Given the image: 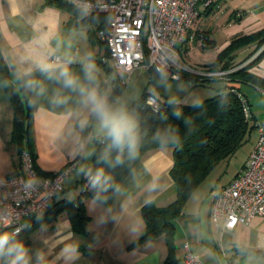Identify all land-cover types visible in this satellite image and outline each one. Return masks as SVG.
I'll list each match as a JSON object with an SVG mask.
<instances>
[{"label": "crops", "instance_id": "crops-1", "mask_svg": "<svg viewBox=\"0 0 264 264\" xmlns=\"http://www.w3.org/2000/svg\"><path fill=\"white\" fill-rule=\"evenodd\" d=\"M214 7L218 11L216 25L225 28L226 41L218 48L210 34L213 43L208 47L197 41L185 42L183 59L187 66H210L235 39L264 30V0H229ZM72 19L69 8L48 0H0V51L10 67L14 84L18 77L42 65L60 66L51 64L55 54L61 55L65 64L84 65L91 64L92 57L105 54L107 48L103 42L98 38L91 40V33L97 34L99 26L91 21L73 26ZM200 26L199 19L195 30H202ZM81 39L87 44L83 55ZM255 47L253 42L234 51V63H243ZM255 59L249 71L264 79V53ZM213 85L221 88L223 84ZM232 85L248 100L254 122L264 123V92L240 81ZM91 113L57 114L44 108L36 111L32 145L41 171L56 174L76 158L82 151L81 129ZM12 126L13 106L0 80V179L11 175L18 164L17 150L10 143ZM106 132H97L95 127L94 136L87 142ZM257 142L255 129L243 147L246 148L241 169L228 181L215 184L206 199L193 202L194 195L190 197L183 213L173 222L170 238L162 235L140 244L135 242L146 230L143 208L147 204L166 207L177 198V188L170 175L174 164L172 150L148 152L134 166L110 204L84 195L82 182L88 163L76 174L83 162L79 160L64 184V192L56 200L77 204L82 201L90 217L86 228L75 232L66 211L50 222L38 217L27 233L30 243L23 248L25 255L19 264H183L185 243L200 257L202 264H222L221 256L232 258L240 246L264 252L263 217L225 229L222 222L216 225L210 215L211 193L242 172ZM2 233L6 231L0 230ZM17 255V252L5 255L2 264H17ZM235 261L236 264H264V253L239 256Z\"/></svg>", "mask_w": 264, "mask_h": 264}, {"label": "trees", "instance_id": "trees-1", "mask_svg": "<svg viewBox=\"0 0 264 264\" xmlns=\"http://www.w3.org/2000/svg\"><path fill=\"white\" fill-rule=\"evenodd\" d=\"M48 1L70 9L73 14L70 25L76 26L79 24L81 26L82 23L91 21L99 26L98 29L107 26L108 15L106 14L85 16L83 12L66 2ZM214 8H209L205 14ZM204 33L205 42L203 47H208L213 41L210 40V32L204 31ZM91 34V40H97L96 31ZM253 42L256 44L254 51L243 63L235 64L233 52ZM103 44L106 46L107 51L99 58L92 57L91 64L54 66L48 72L38 68L18 77L15 84L13 83L10 67L3 59L0 51V80L13 106V126L10 143L17 150L18 161L24 152L30 153L34 161V167L40 176L53 177L55 173L43 172L36 164V155L32 145L33 120L36 111L44 108L53 113L67 114L79 111L85 103V97L81 93L80 87H65L63 77L60 76L61 70L67 69L72 76L77 78L78 84L87 90L97 87L99 93H103L106 89L113 88L114 92L111 98H115L126 88L121 83L114 68L103 62V58L109 55L108 46L104 42ZM263 46L264 30L235 39L221 53L215 63L210 66L195 68L207 71H230L223 79H210L198 74L182 72L180 80L189 79L201 83L208 81L213 84L215 82L222 83L221 88L211 87L216 89V95L212 98L192 105L171 101L159 102V107L155 110L146 104L149 95L145 93L141 100L125 112H121L116 118L120 123L131 126L133 147L129 148L127 143L118 147L110 135L109 128L105 135L95 136L96 152L92 161L87 164L85 171L86 176L92 175L95 180L92 190L84 193V195L96 198L106 204H110L116 197L119 188L134 166L148 152L164 149L172 150L174 164L170 170V175L177 188V198L166 207L147 204L143 208L142 215L146 223V230L141 238L135 242L136 244L152 241L162 235L170 238L173 222L183 213L187 200L207 181L218 166L227 164L247 144L252 132L255 129L257 130L258 123L254 122L252 112L251 116L247 117L243 110L245 104L250 106L248 100L240 89L232 83L237 81L249 83L264 92V79L249 71L250 66L256 59L246 66H241ZM182 47L184 48L182 50V60L184 62L183 55L186 48L184 45ZM263 53L264 51L261 54ZM99 119L94 110L86 125L81 129V144L88 141ZM83 159L82 153L79 152L71 164ZM56 199L47 211L39 216V220L50 222L66 211L74 231L83 232L90 219L84 203L81 200L77 204L67 200L57 201ZM37 218H31L28 221V229L21 234H10L12 237L10 245L19 242L23 245V248L26 247L30 243L27 233ZM14 252L16 251H8V246L4 250H0V264L3 263L5 255ZM263 253V251L247 246L236 247L235 255L232 258H225L222 264H236L235 259L239 256L248 257Z\"/></svg>", "mask_w": 264, "mask_h": 264}, {"label": "built area", "instance_id": "built-area-1", "mask_svg": "<svg viewBox=\"0 0 264 264\" xmlns=\"http://www.w3.org/2000/svg\"><path fill=\"white\" fill-rule=\"evenodd\" d=\"M80 10L85 16L108 15L105 28L97 38L106 43L110 64L121 83L127 86V77L136 68H146L180 80L182 72L210 79H223L230 71L197 70L182 60L185 42H205V33L195 30L205 12L229 0H58ZM264 51L261 47L246 66ZM52 65H66L61 55L51 58ZM146 104L157 110L159 101L149 96ZM245 115L251 116L250 106L244 105ZM258 142L247 159L244 169L229 184L211 193L210 215L218 225L234 229L238 224H250L257 217L264 218V123L257 127ZM92 133L89 137L92 138ZM88 139V141H89ZM82 153V151H81ZM18 168L0 179V230L19 235L28 229V221L43 215L64 190V184L73 173L76 163L69 164L53 177H43L34 167L30 153L24 152ZM95 177L87 175L82 182L84 193L93 188ZM183 264H202L188 243L184 244Z\"/></svg>", "mask_w": 264, "mask_h": 264}, {"label": "rangeland", "instance_id": "rangeland-1", "mask_svg": "<svg viewBox=\"0 0 264 264\" xmlns=\"http://www.w3.org/2000/svg\"><path fill=\"white\" fill-rule=\"evenodd\" d=\"M217 12V9H212V11L203 15L200 18V27L202 28V31H205L206 29L210 31L211 37L216 41V45L219 48L226 41V32L225 28L216 25ZM88 42L90 41L88 40ZM80 45L83 55L87 47L85 39L80 40ZM127 83L126 88L120 94L115 96V98H111L114 92L111 87L106 89L107 91L105 90L103 93H99L97 87L92 89L95 90L98 99L106 105V108L116 118L121 112H125L136 102L141 100L145 93L149 96H154L162 103L171 101L184 105H192L216 95V89L211 88L214 86L212 82L208 81L206 83H201L189 79L175 80L169 75L156 74L152 70L142 67L136 68L131 76L127 77ZM214 84L217 83L215 82ZM79 111L94 112V106L91 102L84 103ZM95 127L97 132L100 131V133H105L108 129L102 125L100 119L97 121ZM80 147H82V155L83 157L85 156L86 159H83L76 174H78L83 167L85 168L87 163L92 161L96 152V143L94 141L82 143ZM245 148L240 149L227 164L218 166L207 181L196 190L191 200L196 202L206 199L209 191L215 186V184L223 183L232 178L242 167ZM221 261H225L223 255L221 256Z\"/></svg>", "mask_w": 264, "mask_h": 264}, {"label": "clouds", "instance_id": "clouds-1", "mask_svg": "<svg viewBox=\"0 0 264 264\" xmlns=\"http://www.w3.org/2000/svg\"><path fill=\"white\" fill-rule=\"evenodd\" d=\"M41 70L48 72L51 70V65H42ZM60 76L63 77L65 87H80V91L85 97V103H92L94 110L102 122V125L105 128L110 129V135L113 137V141L118 147L124 145L125 143H127L129 148L133 147L134 141L131 126L120 123L106 108L104 103L98 99L95 90H87L80 86L77 78L72 76L67 69L61 70ZM11 240L12 237L9 233L0 234V250H4L6 246H8V251H16L18 253L17 264H19V261L22 260L25 255L23 245L19 242H14L10 245Z\"/></svg>", "mask_w": 264, "mask_h": 264}]
</instances>
